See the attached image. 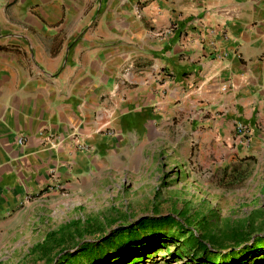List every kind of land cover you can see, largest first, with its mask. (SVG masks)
Masks as SVG:
<instances>
[{"label": "crops", "instance_id": "crops-1", "mask_svg": "<svg viewBox=\"0 0 264 264\" xmlns=\"http://www.w3.org/2000/svg\"><path fill=\"white\" fill-rule=\"evenodd\" d=\"M190 113L198 143L264 124V0H0V255L30 201L92 196Z\"/></svg>", "mask_w": 264, "mask_h": 264}, {"label": "rangeland", "instance_id": "rangeland-1", "mask_svg": "<svg viewBox=\"0 0 264 264\" xmlns=\"http://www.w3.org/2000/svg\"><path fill=\"white\" fill-rule=\"evenodd\" d=\"M192 116L184 144L174 143V118L168 143L130 145L92 196L30 201L14 220L0 264H61L67 252L104 237L113 240L110 264H206L201 258L210 255L219 256L212 264H264V242L256 246L264 241V124L232 123L210 143H198ZM237 126L249 136L240 139ZM146 218L174 223L122 232ZM191 235L208 250L188 245ZM233 248L235 255L222 258Z\"/></svg>", "mask_w": 264, "mask_h": 264}, {"label": "trees", "instance_id": "trees-1", "mask_svg": "<svg viewBox=\"0 0 264 264\" xmlns=\"http://www.w3.org/2000/svg\"><path fill=\"white\" fill-rule=\"evenodd\" d=\"M166 222L170 223L172 221H169V219L168 221L167 219H162V220H154L153 218L141 219L135 225L127 229H124L122 232L124 233L126 232L127 234L136 233L138 228H143L145 226H148L151 229H153ZM172 223H174V221ZM49 235H51V233H49ZM240 239L242 238H239V240L235 239L238 246H240L241 243H243V241L240 242L241 241ZM112 241H113L112 237H104L98 243H95V244L84 243L78 248V251L75 254L67 252L62 258L61 264H104L105 262L110 264L113 262V260H110L107 255H109V251H108L110 247L109 243H111ZM263 242H264L263 239L257 240L256 246L263 247L262 245ZM131 243L132 241H127L125 242V244L121 242V244H123L124 246L130 245ZM186 243L188 245H191V247L196 245L198 251H201V252H206L208 250V247L202 240L195 238L192 235L190 236V238L187 240ZM37 247L41 248L42 244L36 245V248ZM235 249L236 248H233L232 252L227 255H222V258H225L228 256L231 258L233 255L236 254V252H234ZM218 259H219L218 255H210L208 258H203V257L201 258V260L206 264H212V262L215 263L216 260ZM233 261L235 260L232 259V261H229L227 264H234ZM132 262L133 260L130 261V263Z\"/></svg>", "mask_w": 264, "mask_h": 264}, {"label": "built area", "instance_id": "built-area-1", "mask_svg": "<svg viewBox=\"0 0 264 264\" xmlns=\"http://www.w3.org/2000/svg\"><path fill=\"white\" fill-rule=\"evenodd\" d=\"M244 129H245V127L237 126V130H238V133H239V134H238V137H239L240 139H243L244 137L246 138V137L249 136L248 131H245ZM240 141H241V140H240ZM244 142L247 143V140L244 139ZM18 144H23V139L19 138V139H18Z\"/></svg>", "mask_w": 264, "mask_h": 264}]
</instances>
